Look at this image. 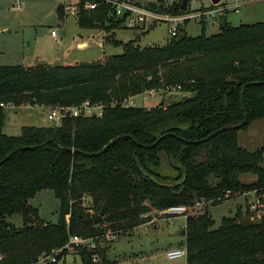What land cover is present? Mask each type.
I'll list each match as a JSON object with an SVG mask.
<instances>
[{"label": "trees", "instance_id": "16d2710c", "mask_svg": "<svg viewBox=\"0 0 264 264\" xmlns=\"http://www.w3.org/2000/svg\"><path fill=\"white\" fill-rule=\"evenodd\" d=\"M182 5L174 0L172 9L191 10ZM57 10L64 15L62 4ZM221 17L210 34L208 19H201L199 34L183 26L164 44L141 46L131 39L106 58L0 64V101L106 104L102 115L24 124L19 134L4 131L6 107L0 105V161L10 154L0 162V264H29L43 250L65 244L70 233L128 232L150 219L146 213L202 199L211 202L189 214L183 227L186 264H264V141L255 150L239 143V130L264 117V19L234 24ZM123 21L111 4L87 8L81 0V27L111 31ZM171 86L182 94L151 106L122 104L130 95ZM118 135L101 153H85ZM246 172L255 178L243 180ZM44 188L60 199L55 222L30 202ZM250 191L262 203L260 213L239 206L215 226L210 205ZM12 214H21L23 223L9 221ZM108 249V243L81 249L79 261L53 264H100L95 253L115 264Z\"/></svg>", "mask_w": 264, "mask_h": 264}, {"label": "rangeland", "instance_id": "374dc122", "mask_svg": "<svg viewBox=\"0 0 264 264\" xmlns=\"http://www.w3.org/2000/svg\"><path fill=\"white\" fill-rule=\"evenodd\" d=\"M71 0H0V64H24L46 61L50 63H74L80 60L106 58L113 53L123 51V42L134 39L141 46L164 44L171 35L170 24L165 21L157 22L150 27L119 26L111 31L104 28H85L78 23V14L65 12L60 16L57 6ZM143 3L149 0H140ZM174 1V0H172ZM236 3L238 9L236 10ZM191 10H201L210 7L227 5L225 15L217 12V17L208 19L205 32L210 34L219 29L221 15L234 24L240 22H254L264 19V1L259 0H187ZM189 10V11H191ZM203 19H207L203 16ZM214 20V21H213ZM203 23L195 17L186 22V29L190 34H199ZM57 30L52 35L51 29ZM104 31L90 39V45L82 41L87 32ZM119 40L118 43L113 40ZM103 41L104 44H100ZM77 42H80L77 45ZM171 88L170 90H173ZM168 91L164 95L160 92L144 91L131 95L137 105L151 106L166 97L171 100L182 93ZM176 94V95H175ZM48 109L37 105H18L6 107L4 131L8 134H19L24 124H44V117ZM48 123H53L48 120ZM55 123H60V120ZM264 141V117L253 120L247 128L239 130V143L255 150ZM166 171L172 167L166 163ZM243 180L249 181L255 175L246 172L241 175ZM30 202L39 207L41 217L46 221L55 222L59 218L60 199L51 188L39 190ZM205 203H201V207ZM210 204V203H208ZM257 204V205H256ZM260 202L255 191L230 196L222 202L210 205V212L215 218V226L221 222L224 215H234L239 206L243 212L246 207L256 212L260 211ZM196 207H191L195 209ZM257 212V213H258ZM149 222L142 223L128 232L119 233L109 241L108 256L115 260V264H186V257L169 258V249L185 243L183 228L184 216L168 217L163 214L150 212ZM260 213V212H259ZM7 219L17 225L23 223L21 214H12ZM182 225V226H181ZM68 260H80L79 254H69Z\"/></svg>", "mask_w": 264, "mask_h": 264}, {"label": "built area", "instance_id": "2783aa9c", "mask_svg": "<svg viewBox=\"0 0 264 264\" xmlns=\"http://www.w3.org/2000/svg\"><path fill=\"white\" fill-rule=\"evenodd\" d=\"M157 1V7H151L148 2L143 3L140 0H84V6L87 8H95L101 3H109L112 5L113 12L120 17H123V24L129 27H141L147 28L156 24L160 21H165L170 24V33L175 34L179 27L186 26V22L195 17L197 19H203L206 16L207 19L216 18L217 12L219 14H225L226 9L229 7L225 6H215L201 10H191L178 12L172 9V0H165L164 2ZM178 1V0H176ZM249 1V0H248ZM264 1V0H259ZM64 11L71 13H79L81 9V0H71L70 2L61 3ZM236 10L238 9V3L235 5ZM52 35L57 34L55 28L51 29ZM177 87H180L179 85ZM171 88H175L171 86ZM177 89V88H176ZM149 93L156 91L155 88L148 90ZM37 105L48 109L47 119L54 124L58 120H62L64 117L77 116V115H102L105 107V102H92L90 99H85L79 104H64V103H17L14 100L10 101H0L2 106L15 107L18 105ZM125 106L137 105V102L133 100V96H129L122 101ZM230 194V190L226 191V195ZM258 201L262 205L258 198ZM211 200H197L193 205L186 204H176L169 207L156 210V213L172 217L178 214L183 215L185 218L189 214L200 212L199 208L201 203H210ZM204 204V205H205ZM202 205L201 207H203ZM257 205V204H256ZM260 205V206H261ZM191 207H196L191 209ZM152 213H146L145 215H151ZM150 220V219H149ZM186 225V223H185ZM184 225V227H185ZM117 230L108 229L100 234L95 235H83L78 233H70L68 240L65 244L60 246H53L48 250H43L35 259H33L29 264H53L59 262L62 259H67L69 254H78L81 249L94 250L100 245H105L109 241L113 240L119 233ZM167 255L169 258L186 257L187 256V245L186 242L174 248L168 250ZM95 261H100V264H104L101 260V256L98 253L93 255ZM68 260V259H67Z\"/></svg>", "mask_w": 264, "mask_h": 264}, {"label": "water", "instance_id": "95a60500", "mask_svg": "<svg viewBox=\"0 0 264 264\" xmlns=\"http://www.w3.org/2000/svg\"><path fill=\"white\" fill-rule=\"evenodd\" d=\"M219 0H213V2L214 3H217ZM148 3H149V5L151 6V7H157V1L156 0H149L148 1ZM186 7H187V0H183V5H182V8L183 9H186ZM255 82H260V81H255ZM245 86H246V84L244 85V87H243V91H244V89H245ZM242 99H243V96H242ZM95 115V114H94ZM247 118H248V114H247V112H246V110H245V118H244V120H243V122L242 123H245L246 121H247ZM224 128H226L225 126L224 127H222V128H220V129H218V130H216V131H214V132H212V133H210L209 135H207V136H205V137H202V138H200V139H197V140H194V141H203V140H206L207 138H209L210 136H212L213 134H215L217 131H220V130H222V129H224ZM132 136V135H131ZM133 137V136H132ZM118 138H120V135H118V136H116V137H114V138H112L111 140H109L101 149H99V150H95V151H85V153H87V154H98V153H101L106 147H108L112 142H114L116 139H118ZM134 138V140L138 143V144H143L138 138H136V137H133ZM161 138V136L154 142V143H156L159 139ZM10 154H8L7 156H9ZM7 156L6 157H4L1 161H3L4 159H6L7 158ZM0 161V162H1Z\"/></svg>", "mask_w": 264, "mask_h": 264}, {"label": "crops", "instance_id": "0c3cea01", "mask_svg": "<svg viewBox=\"0 0 264 264\" xmlns=\"http://www.w3.org/2000/svg\"><path fill=\"white\" fill-rule=\"evenodd\" d=\"M189 1V0H188ZM220 1V0H219ZM225 15V14H224ZM94 29H96V28H94ZM102 32H104V31H100V30H98L97 32H96V34H94L93 32H87V34H80L81 36H83L82 38H83V42L86 44V46L85 47H87V46H89L90 45V39L91 38H94L95 36H98V35H100ZM93 34V36L94 37H92L91 35ZM80 44V42H77V45H79ZM100 44H104V42L103 41H100ZM35 63H37V62H35ZM34 62L33 63H31V64H35ZM31 64H28V65H31ZM157 92H160L162 95H164L166 92H168V91H176L177 93H179V92H181L180 90H178V89H176V88H174L173 90H164V89H159V90H156ZM166 97H163L162 99L164 100ZM166 100V99H165ZM47 116H48V114L44 117V119H43V121H44V123H48V119H47ZM178 216H181V214H178V215H176V217H178ZM183 216V215H182ZM150 220L148 219L147 220V222H149ZM186 222V221H185ZM182 226V225H181ZM183 228V227H182ZM109 245V244H108Z\"/></svg>", "mask_w": 264, "mask_h": 264}]
</instances>
